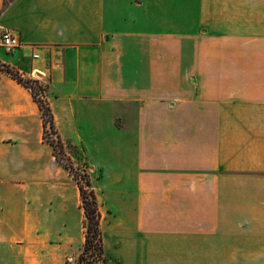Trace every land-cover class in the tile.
<instances>
[{"label": "crops", "instance_id": "crops-1", "mask_svg": "<svg viewBox=\"0 0 264 264\" xmlns=\"http://www.w3.org/2000/svg\"><path fill=\"white\" fill-rule=\"evenodd\" d=\"M4 29L22 45L0 64L44 84L82 154L108 264H264V0H0ZM44 135L31 89L0 69V264L85 241Z\"/></svg>", "mask_w": 264, "mask_h": 264}, {"label": "trees", "instance_id": "trees-1", "mask_svg": "<svg viewBox=\"0 0 264 264\" xmlns=\"http://www.w3.org/2000/svg\"><path fill=\"white\" fill-rule=\"evenodd\" d=\"M1 65L2 67H4V69H1L2 71L7 72L8 74L16 78L18 81L24 83L26 86H28L31 89L33 97L38 102L39 107L42 111L43 118H44V126H45L44 138L46 141H48L53 146L54 154L57 160L60 163H62L57 153V146H60L61 150L63 151V154H65L63 142L61 141L58 134H56V141L55 139H50L46 136L48 125H50V127L53 129H55V126H54L52 112H51L47 99L45 98V96L41 97L39 95L40 91L43 90L42 87L39 85V82L33 78L22 77L17 71L13 70L11 67L3 65V64ZM62 164L64 165V167H66L69 170L72 176L75 175L74 173H71L73 166H74L73 164H68V163H62ZM84 178L86 181V186L89 188L88 196L84 188V185L76 178L77 184L80 189L82 207L84 208V212H85V216L87 220V223H86L87 231L85 235V242L82 248V252L78 256V264H85L84 263V253H86L91 247H94L95 244H97V247H98V252H97L98 256H100L102 262L106 264L107 258L104 254V249H103L102 231L100 228V212L98 210L96 193L92 186V183H91V180H90V177L87 171L84 173ZM88 197L90 198V200H88Z\"/></svg>", "mask_w": 264, "mask_h": 264}, {"label": "rangeland", "instance_id": "rangeland-1", "mask_svg": "<svg viewBox=\"0 0 264 264\" xmlns=\"http://www.w3.org/2000/svg\"><path fill=\"white\" fill-rule=\"evenodd\" d=\"M175 1H183V0H165V2H175ZM134 15H135V11ZM141 24H135L132 27V29H141ZM147 26V25H146ZM154 28L156 26H153ZM0 69H4V67H2V65L0 64ZM46 136L50 139H55L56 141V132L55 129L51 128L50 125H48V129H47V133ZM65 150H67L66 152H68V154H63V151L61 150L60 146H57V153L59 155V158L61 160L62 163H68V164H74L73 169L71 171V173H74L75 175L72 176L70 174V180H72L73 182H77L76 178L84 185V188L86 190L87 196H88V191L89 188L86 186V181L84 178V173L86 172L85 169V161H83L82 158V154L81 152L75 148V147H68L65 148ZM72 188V187H71ZM70 188V189H71ZM107 190V188H105ZM96 192V191H95ZM71 193V190H70ZM88 200H90V198L88 197ZM79 215L77 214V221H78ZM86 216L84 214V219L83 222H76L73 227L74 230L76 231V240L78 242L79 238L81 237V235L84 233V235H86ZM85 242V241H84ZM83 244L75 246L73 248V250H69L68 253H66V255L64 254L62 256V258H60L58 261L54 264H78V256L79 254L82 252V248H83ZM98 247L97 244H95L94 247H91L86 253H84V263L85 264H104V262H102L100 256H98ZM108 264V263H106Z\"/></svg>", "mask_w": 264, "mask_h": 264}, {"label": "built area", "instance_id": "built-area-1", "mask_svg": "<svg viewBox=\"0 0 264 264\" xmlns=\"http://www.w3.org/2000/svg\"><path fill=\"white\" fill-rule=\"evenodd\" d=\"M22 45L20 39L18 36L12 32L10 29H4L2 33L0 34V46H2L8 53H13L18 47ZM40 55L39 53L35 52L33 53V58H38ZM39 82V85L42 87V91H40L39 95L41 97L44 96L45 87L44 84L39 81L38 79H35Z\"/></svg>", "mask_w": 264, "mask_h": 264}]
</instances>
